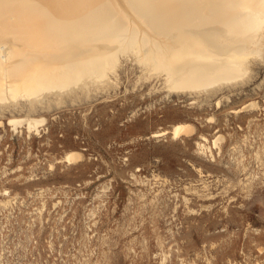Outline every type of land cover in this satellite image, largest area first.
<instances>
[{
  "label": "rangeland",
  "instance_id": "374dc122",
  "mask_svg": "<svg viewBox=\"0 0 264 264\" xmlns=\"http://www.w3.org/2000/svg\"><path fill=\"white\" fill-rule=\"evenodd\" d=\"M252 64L208 96L127 59L111 90L39 106V132L9 123L25 101L1 107L0 264H264V56Z\"/></svg>",
  "mask_w": 264,
  "mask_h": 264
},
{
  "label": "bare ground",
  "instance_id": "6f19581e",
  "mask_svg": "<svg viewBox=\"0 0 264 264\" xmlns=\"http://www.w3.org/2000/svg\"><path fill=\"white\" fill-rule=\"evenodd\" d=\"M262 56L264 0H0V108L28 103L8 120L30 133L47 119L32 113L39 106L118 86L127 59L153 86L210 96L245 82ZM193 131L187 122L171 129ZM201 137L212 151L224 136Z\"/></svg>",
  "mask_w": 264,
  "mask_h": 264
}]
</instances>
